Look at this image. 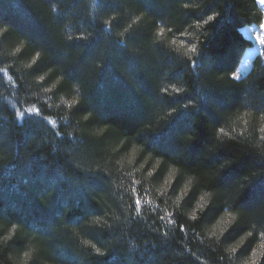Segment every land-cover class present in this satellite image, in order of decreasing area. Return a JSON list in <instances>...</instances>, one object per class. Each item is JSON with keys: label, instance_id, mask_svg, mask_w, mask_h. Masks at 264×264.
<instances>
[{"label": "trees", "instance_id": "1", "mask_svg": "<svg viewBox=\"0 0 264 264\" xmlns=\"http://www.w3.org/2000/svg\"><path fill=\"white\" fill-rule=\"evenodd\" d=\"M262 19L256 0H0V264H248L264 47L231 74Z\"/></svg>", "mask_w": 264, "mask_h": 264}, {"label": "rangeland", "instance_id": "2", "mask_svg": "<svg viewBox=\"0 0 264 264\" xmlns=\"http://www.w3.org/2000/svg\"><path fill=\"white\" fill-rule=\"evenodd\" d=\"M262 10L263 19L259 25H246L241 32L251 40L252 45L245 48L238 59V62L231 74L235 80H241L251 69L253 58L261 53L264 47V0H256Z\"/></svg>", "mask_w": 264, "mask_h": 264}, {"label": "snow or ice", "instance_id": "3", "mask_svg": "<svg viewBox=\"0 0 264 264\" xmlns=\"http://www.w3.org/2000/svg\"><path fill=\"white\" fill-rule=\"evenodd\" d=\"M215 17L214 15H209L207 17V19L203 22V23H207L208 21H211L213 20ZM199 26V25H198ZM161 32H163V29H160ZM192 48V51H195L196 48H195V45H192L191 46ZM16 51H19V49H17ZM39 55H36V57H34L33 59L35 60ZM0 71H6V69H0ZM40 80H43L44 77L43 76H40L39 77ZM177 92L181 91V89L177 88L176 89ZM219 132L221 133H224V128H220L219 129ZM205 195H208L207 193ZM201 200H205V197L202 196L201 197ZM205 203H207V201L205 200ZM204 205H198L199 208H203ZM169 215H171V213H169ZM197 216L195 214V212L193 213L192 215V219H196ZM235 220V217L233 216V214L231 212H226L224 213L220 219L217 221L216 225L214 226V229L215 228H219V235H223L224 232L227 231V229L231 226V224L233 223V221ZM170 222H173V221H170ZM212 235H217L216 231L214 230L212 232ZM252 233L251 232H248L246 233L245 236H242L240 241H238L235 246L233 247H230L228 250L235 253L237 251V249L241 246V244L243 243V241L246 239L247 236H251ZM262 235H264V233H262ZM95 247V245H93ZM259 251H256L255 249L251 252V258L250 260L248 261V264H258V259H264V243H261L260 246H259ZM96 251L97 252H100L101 250L99 248H96Z\"/></svg>", "mask_w": 264, "mask_h": 264}, {"label": "clouds", "instance_id": "4", "mask_svg": "<svg viewBox=\"0 0 264 264\" xmlns=\"http://www.w3.org/2000/svg\"><path fill=\"white\" fill-rule=\"evenodd\" d=\"M213 15H215V14H213ZM37 55H39V53H37Z\"/></svg>", "mask_w": 264, "mask_h": 264}]
</instances>
